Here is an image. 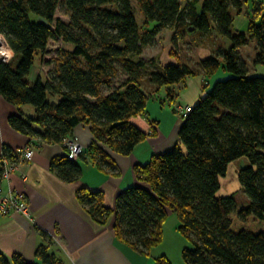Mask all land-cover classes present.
Masks as SVG:
<instances>
[{"label": "trees", "instance_id": "trees-1", "mask_svg": "<svg viewBox=\"0 0 264 264\" xmlns=\"http://www.w3.org/2000/svg\"><path fill=\"white\" fill-rule=\"evenodd\" d=\"M246 1L137 0L140 25L132 0H0V34L13 55L0 63V95L19 110L9 116L11 127L38 146L57 143L66 151L64 139L76 137L80 125H89L95 137L76 159L64 154L51 160L52 172L70 183L81 178L80 162L89 156L98 168L115 171L113 155L128 156L147 138L133 119L148 116L149 89L171 90L198 74L179 59L146 60L145 49L164 30L173 31L174 46L188 32L212 31L230 40L228 49L201 60L200 71L208 76L223 63L233 76L217 81L183 117L173 149L134 167L142 184L122 189L114 208L100 189L82 186L77 192L95 222L106 225L114 218L116 238L141 253L149 255L162 242L171 211L188 240L182 252L188 264H264V11L261 4L250 15L247 32L234 31V11ZM61 7L69 22L57 16ZM56 39L62 41L57 55L44 60ZM250 41L257 44L254 62L261 75H251L241 56ZM38 55L53 68L33 79ZM120 72L125 79L118 83ZM25 105L35 114H26ZM242 157L249 163L239 181L248 198L218 195L220 177ZM5 158L19 163L20 151L4 146L0 175ZM36 255L40 264H64L46 245ZM0 264L39 263L0 252ZM155 264L172 262L161 255Z\"/></svg>", "mask_w": 264, "mask_h": 264}, {"label": "crops", "instance_id": "crops-1", "mask_svg": "<svg viewBox=\"0 0 264 264\" xmlns=\"http://www.w3.org/2000/svg\"><path fill=\"white\" fill-rule=\"evenodd\" d=\"M166 59L165 62L162 60L164 64L175 61L169 57ZM40 73L42 71L39 69L33 77L32 72V78H37ZM202 79L197 85L191 84L194 87V98L202 96ZM170 92L171 90L168 94ZM171 95L174 98L175 94ZM194 102L195 100L188 101L185 106L192 107ZM11 114H19L18 108L0 95V154L5 145L20 151L35 144L30 136L11 127L9 124ZM133 121L146 132L150 131L149 121H154L156 133L149 132L147 138L137 145L132 154L113 155L117 169L115 171L101 169L107 176L99 171L95 172L90 166L89 172L84 176L82 173L78 181L73 183L63 181L50 168L53 157L67 154L63 145L57 143H43L39 145L32 160L19 161L17 169L11 173L10 178L3 180L2 185L5 190L14 189L27 196L32 216L30 218L19 212H12L9 215L0 213V252L9 258L14 253H20L26 260L40 264L41 260L37 257L36 250L40 245H46L64 264H142L141 261L146 256L140 255L139 251L133 250L129 244L116 239L114 218L106 225L98 224L81 204L77 195L82 186L100 189L105 192L106 204L114 208L118 193L127 184L133 182L142 184L134 172V167L145 163L152 155L163 154L164 152H160L169 150L176 144L183 124L179 119L176 131L167 137L162 128L157 126V120L150 118L144 121L136 117ZM80 126L76 128L75 136L87 150L92 143L91 128L89 125ZM153 129L154 127L151 131ZM140 148L144 152L143 155ZM88 161H92L90 156ZM128 172H131L132 179L123 186V180ZM148 256L151 257L150 254ZM146 264H155V260L151 257Z\"/></svg>", "mask_w": 264, "mask_h": 264}, {"label": "rangeland", "instance_id": "rangeland-1", "mask_svg": "<svg viewBox=\"0 0 264 264\" xmlns=\"http://www.w3.org/2000/svg\"><path fill=\"white\" fill-rule=\"evenodd\" d=\"M185 1V0H183ZM262 2V3H261ZM134 10L136 13V18L138 23L141 25L143 23V12L141 11L139 5L137 4V0H132ZM263 4L264 11V0H248L243 3L241 10L234 11V22L232 25V29L234 31H243L247 32L248 21L250 15H252L257 7H261ZM35 18V15H32ZM57 16L62 20L69 22L70 16L64 7H61L57 12ZM173 41V31L164 30L160 37H158V41L155 45L147 47L144 51V57L146 60H150L153 57H159L161 61L165 62L166 58H173L175 61L177 59L182 60L188 63L193 68L197 69L198 74L193 76H188L182 83L177 84L175 86L170 87L171 92L168 94V87H162L155 92V87H152L153 92L149 89V92L152 94L147 99L146 106V115L137 116L142 118L144 121L147 119H154L158 122V127L162 128V131L165 133L167 137H170L176 131V124L179 119L184 120L183 117L179 115L180 108L184 107L188 101L195 100V104L198 103L199 98H194V87L191 84H196L201 82L202 79V94L208 93L209 90L215 85L217 81L225 80L233 74L228 71L224 64L212 74L208 75L204 71H200V62L202 59H205L210 53H213L217 48H225L228 49L230 45V40L222 35H217L216 33L209 32L208 34H200L197 32L186 33L180 41L174 46ZM224 45V47L222 46ZM62 46L61 40H53L50 42L48 47V53L44 56V60L53 59L58 52V49ZM256 46L257 44L254 41H250L248 44L241 47V56L248 67V71L251 75H261L263 73L262 68L260 66H256L254 62L255 54H256ZM176 52L179 53L176 55ZM36 67L33 71V77L40 69L44 74L48 73L53 65L50 64H42L41 56L38 55L36 57ZM167 60V59H166ZM200 71V74H199ZM260 73V74H259ZM200 76V77H198ZM125 79L123 72H120L116 81L122 82ZM186 82V84H185ZM182 85V86H181ZM149 85H147L148 87ZM175 94L174 98L171 97V94ZM179 93V94H178ZM197 99V100H196ZM193 104L192 107L195 105ZM22 110L29 115L35 114V109L32 105H25L22 107ZM147 118V119H146ZM150 131L149 132L156 133V123L154 121H149ZM137 125V124H136ZM138 126V125H137ZM80 127H86L85 125H81ZM154 129L151 131V128ZM90 130V129H89ZM92 134V131H90ZM92 141L95 140L94 135L92 134ZM173 144L169 150L173 149L177 144ZM38 146V145H37ZM169 150H163L160 153H165ZM140 153L143 155V150L140 148ZM153 156V155H152ZM83 168V176L85 173L89 172L90 166H92L95 172H101L106 175V172L99 169L96 165L93 164V161H82L80 162ZM89 163V164H87ZM248 158L242 157L239 158L232 163L229 164L228 170L225 176L220 177L221 188L218 192V195H235L239 199H247V195L243 190V187L239 181V172L243 164H248ZM91 174V173H89ZM132 179L131 172L126 173L125 178L123 180V186L130 182ZM134 185V182L131 184H127L125 187ZM106 196V195H105ZM179 217L176 213H170L165 222H164V233L162 242L156 245L151 251L150 256L155 260L158 256L165 255L172 264H188L182 255L183 248L187 245V239L182 234L180 228ZM115 233V230H114ZM116 235V234H115ZM117 239V238H116ZM118 240V239H117ZM119 241V240H118ZM135 250V249H133ZM138 252L137 250H135ZM143 257V260L139 259L142 264H146L147 260L151 257L146 255V253H140ZM140 258V257H139Z\"/></svg>", "mask_w": 264, "mask_h": 264}, {"label": "built area", "instance_id": "built-area-1", "mask_svg": "<svg viewBox=\"0 0 264 264\" xmlns=\"http://www.w3.org/2000/svg\"><path fill=\"white\" fill-rule=\"evenodd\" d=\"M12 56L11 48L6 44L3 36L0 34V63L10 62ZM180 109L179 115L185 117L187 113L191 111L192 107L184 106ZM64 144L70 159H76L83 152L84 148L77 137L64 139ZM38 148L39 146H37V144H31L29 147L20 150V161L32 160ZM17 164L18 163L10 162L7 158L3 159L4 170L2 175H0V213L9 215L12 212H19L31 218L32 210L27 196L23 192L14 189L5 190L2 185L3 180L10 178L11 173L17 169Z\"/></svg>", "mask_w": 264, "mask_h": 264}]
</instances>
